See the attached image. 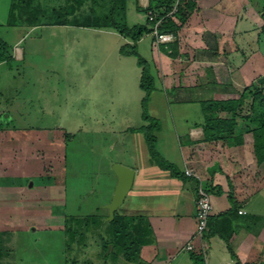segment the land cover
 Wrapping results in <instances>:
<instances>
[{"label":"rangeland","instance_id":"1","mask_svg":"<svg viewBox=\"0 0 264 264\" xmlns=\"http://www.w3.org/2000/svg\"><path fill=\"white\" fill-rule=\"evenodd\" d=\"M65 1L0 0V40L11 55L0 62V264H135L125 258L116 226L107 219L117 184L112 162L135 169L164 168L161 159L170 156L179 162L170 122L175 119L179 131L184 119L199 120L202 103L179 99L176 89L164 86L151 55L139 52L155 78L146 110L160 121L154 158L139 130L149 124L141 103L142 67L136 57L120 53L125 42L115 34L56 25ZM249 1L255 24L264 0ZM84 4L69 21L90 12L91 0ZM239 46L236 51L226 45L220 57L232 50L226 77L241 88L239 75H233L245 63L242 83L250 86L264 75V41L253 37ZM246 87L223 96L238 98ZM137 194L133 190L119 211L134 214ZM185 257L178 262L188 263Z\"/></svg>","mask_w":264,"mask_h":264},{"label":"crops","instance_id":"2","mask_svg":"<svg viewBox=\"0 0 264 264\" xmlns=\"http://www.w3.org/2000/svg\"><path fill=\"white\" fill-rule=\"evenodd\" d=\"M191 1L196 3V7L193 10L183 7L184 20L178 16L173 18L179 29L176 33L167 32L172 35V40L167 44L169 48L165 44L156 45L155 37L150 33L138 42V51L149 57L151 55L154 67L166 79L164 86L176 89L179 99L201 103L237 98L223 95L237 93L248 86L242 83L248 65L245 63L242 71L233 75L236 78L239 75L241 79L239 88L236 79L226 77V63L232 61V50L229 49L230 52L225 54L224 59L220 57V53L228 51L225 47L228 44L235 45L237 51L239 44H248L253 37L257 43L264 41V11L258 15L254 24V17L249 16V0ZM166 2L167 0H127V23L130 12L133 11V24L128 25L141 24L149 27L148 9L155 7L156 11H163ZM74 7L87 6L83 2ZM78 10L79 8H75L74 12ZM56 25L106 31L115 34L125 43L131 42L110 29L86 27L72 21ZM171 45L176 47L175 54H172ZM261 56L264 58L262 52ZM209 69L213 71V75L210 73L213 78L201 80L203 74L210 77L206 74ZM174 77H177L176 80ZM220 115L230 118L227 112H221ZM203 122L204 115L197 121L184 119L181 122L184 126L179 131L177 121L173 119L170 122L171 128L176 131L172 140L178 149L180 161L171 159L172 156L165 159L175 166L180 176L172 175L170 170L160 169L152 164L144 167L145 169L140 166L132 168L135 170L134 183L125 201L133 190L138 193L136 197L133 196L132 202H136L139 210L136 209L132 215L141 216L148 228L146 242L139 249L141 264H173L185 253L188 263L178 264H193L191 253L199 245L204 248L206 264H264V162L257 161L248 134L245 135V142L238 144L234 141L238 135L250 131L252 123L238 117L233 133L224 134L217 140H206ZM115 162L123 164L119 161L112 163ZM177 163L181 164V168ZM186 170L195 175L187 176ZM137 176L139 182L136 184ZM200 182L210 190L213 217L224 215L233 209L232 214L225 218L221 216L215 221L216 225L211 228L212 233L205 242L193 239L197 228L196 204ZM231 193L235 207L230 200ZM225 238L229 239V243ZM190 242L194 245L192 251L185 249Z\"/></svg>","mask_w":264,"mask_h":264},{"label":"trees","instance_id":"3","mask_svg":"<svg viewBox=\"0 0 264 264\" xmlns=\"http://www.w3.org/2000/svg\"><path fill=\"white\" fill-rule=\"evenodd\" d=\"M84 1L85 0H67L66 12L63 13V17L58 21V24H67L69 22L68 16L74 12V5L83 3ZM174 1L175 0H167L166 7H163V11H157L160 13V16L172 10ZM183 7L193 10V8L196 7V3L191 0L181 1L178 11L175 13V16H178L181 20L185 18L182 15ZM150 8L148 12L150 10L156 11L155 7ZM173 18L174 17L169 16L163 19L158 26L160 33H176L178 31L179 25ZM148 22L150 25L149 27L141 24L133 26L128 25L127 0H91L90 12L77 23L86 27L114 30L131 41L125 43L120 48V53L136 57L138 65L142 67L140 87L144 91V97L141 103L144 110L143 118L148 121L149 124L142 126L140 129L145 131L146 140L152 149V156L155 158L159 157V154L153 149L157 139L154 135V130H158L160 124L157 119L150 116L146 111L147 102L151 93L155 90V78L152 73H150L149 64L140 55L137 48L140 39L144 35L150 34L153 30L154 22L149 19ZM171 47L173 48L172 54H175L176 47L174 45H171ZM10 58L11 55L8 46L4 41L0 40V62L10 60ZM249 96H251V98ZM201 103L204 115L202 126L204 129V138L206 140H217L223 137L224 134L233 133L235 131L236 119L238 117L244 118L252 123L253 128L245 134L238 135L234 141L238 144L243 143L245 142V135L248 134L251 138L257 161L259 163L264 162V75L258 77L250 86H247L245 93L238 98L207 100ZM221 112L229 113L230 118L222 117L220 115ZM161 162L162 166L170 170L172 175L180 176V172H178L173 164L162 159ZM229 196L235 207L233 194L231 193ZM119 209L115 212V216L112 220V223L116 226L115 241L121 246L122 252L127 260L141 264L139 261V249L146 242V232H148V228L145 227L146 225L141 216L125 215L122 214ZM232 211L233 209L221 216L225 218L228 214H232ZM221 216L210 217L209 231L205 235V240H207L212 233L211 228L216 225L215 221ZM225 240L229 243L228 238H225ZM191 258L193 264H206L204 248L199 245L192 251ZM236 264L242 263L237 262Z\"/></svg>","mask_w":264,"mask_h":264},{"label":"built area","instance_id":"4","mask_svg":"<svg viewBox=\"0 0 264 264\" xmlns=\"http://www.w3.org/2000/svg\"><path fill=\"white\" fill-rule=\"evenodd\" d=\"M181 1L182 0H175L172 10L161 16L157 11L150 10L148 12V19L154 22L151 34L155 37L156 45L165 44L166 48H169L167 44L172 40V35L167 33H160L158 30V26L166 17H175V13L178 11V7ZM185 173L187 176L195 175L194 172L190 170H186ZM196 210L197 228L194 233L193 239H199L200 241L205 242V235L209 231V220L212 216L213 205L211 193L208 188L203 185L202 182L199 183ZM185 249L188 251L194 250L193 243H188Z\"/></svg>","mask_w":264,"mask_h":264},{"label":"water","instance_id":"5","mask_svg":"<svg viewBox=\"0 0 264 264\" xmlns=\"http://www.w3.org/2000/svg\"><path fill=\"white\" fill-rule=\"evenodd\" d=\"M113 170L117 176V184L111 201L106 205L108 220H113L115 212L124 203L128 193L132 189L135 178V170L123 164L115 163Z\"/></svg>","mask_w":264,"mask_h":264}]
</instances>
